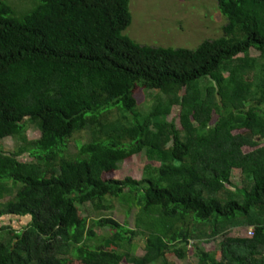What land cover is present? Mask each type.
<instances>
[{"label":"trees","instance_id":"1","mask_svg":"<svg viewBox=\"0 0 264 264\" xmlns=\"http://www.w3.org/2000/svg\"><path fill=\"white\" fill-rule=\"evenodd\" d=\"M212 1L223 34L194 49L126 36L130 0H32L20 16L0 1V140L22 144L0 148V217L28 218L0 227V264H264V64L251 58L264 59V0ZM139 154L140 180L105 178ZM109 197L138 209L134 230L93 221L114 251L86 244L77 206L110 210ZM242 227L254 235H231ZM138 235L142 256L119 251ZM220 235V259L197 244Z\"/></svg>","mask_w":264,"mask_h":264},{"label":"rangeland","instance_id":"2","mask_svg":"<svg viewBox=\"0 0 264 264\" xmlns=\"http://www.w3.org/2000/svg\"><path fill=\"white\" fill-rule=\"evenodd\" d=\"M7 5H10L16 16L23 15L30 12L34 7L32 0H0ZM130 10L132 13V24L124 32L126 36L131 38L139 45L151 47H169L171 49L186 48L194 49L203 40L216 39L222 36L223 26L226 25L227 19L218 8V4L212 0H130ZM251 58L256 60L258 64H264L257 51H251ZM135 98L139 103L147 100L148 96L138 90L135 92ZM143 101V102H142ZM152 102V99L149 100ZM175 109L168 117V121L174 120ZM179 128L178 120L175 121ZM27 136L29 139H38L40 131L34 125H30ZM89 134L85 131L75 133L68 142V152L71 155L77 153L78 143H86L89 141ZM21 142L12 138H5L0 140V148L6 151H13L21 146ZM21 160H29L30 158L23 154L19 157ZM145 160L142 154L132 156L126 159L119 166V170L114 174H109L105 178H124L130 176L135 180H140L143 172V164ZM154 165H157L154 163ZM238 172L234 171L233 173ZM7 185L6 187H11ZM233 189L241 186V179L239 172L233 174ZM15 192H13V195ZM140 196V192L135 193ZM4 195V194H3ZM130 203L134 200L130 196ZM112 209L95 210L90 203L77 205L80 211V216L87 219V224L92 225L93 221L102 218H112L119 223L126 225L129 229L134 230L135 215L137 208L135 206L129 207L118 199L108 198ZM6 201L5 196L0 199V203ZM129 202V200H128ZM125 202V203H128ZM28 222V218H19L18 216H3L0 217V227L10 225L13 228L20 229ZM93 226L95 237L91 241H86L90 247H96L100 244L108 250H117V247L109 241L111 230L108 227ZM250 227H242L233 230V236H245L246 231ZM223 237L220 235L216 239L208 242L197 243L203 246L207 251L211 250L221 258L220 241ZM143 238L138 235L131 242V245L124 244L120 248V252L130 253L135 256H142L144 254ZM195 242V241H194ZM196 243V242H195ZM195 245V244H194ZM109 246V247H108ZM170 264H195L196 258L189 256L184 260L176 257L168 259ZM72 264H79L73 262Z\"/></svg>","mask_w":264,"mask_h":264},{"label":"built area","instance_id":"3","mask_svg":"<svg viewBox=\"0 0 264 264\" xmlns=\"http://www.w3.org/2000/svg\"><path fill=\"white\" fill-rule=\"evenodd\" d=\"M248 236H253L254 235V230L252 228L248 229Z\"/></svg>","mask_w":264,"mask_h":264}]
</instances>
